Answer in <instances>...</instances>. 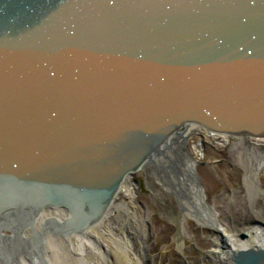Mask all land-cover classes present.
<instances>
[{
  "label": "water",
  "instance_id": "1",
  "mask_svg": "<svg viewBox=\"0 0 264 264\" xmlns=\"http://www.w3.org/2000/svg\"><path fill=\"white\" fill-rule=\"evenodd\" d=\"M189 123L264 136V0H0L2 244L85 235Z\"/></svg>",
  "mask_w": 264,
  "mask_h": 264
},
{
  "label": "rangeland",
  "instance_id": "2",
  "mask_svg": "<svg viewBox=\"0 0 264 264\" xmlns=\"http://www.w3.org/2000/svg\"><path fill=\"white\" fill-rule=\"evenodd\" d=\"M244 141L231 136L229 142L222 144L208 134L193 133L185 142L186 155L191 154L198 161L195 174L205 203L211 207L218 224L238 239L249 237L243 227L264 228V164L257 167L260 155L264 154V142ZM176 150L173 154L169 151L171 160L167 165L178 163ZM164 169L172 178V170ZM142 176L138 171L125 177L102 224L96 227L100 234L89 232V242L83 239L80 245L83 254L92 260L99 252L107 264H121L112 252L114 247L126 251L128 264H214L211 253L214 245L218 244L219 252L227 251L220 236L200 227L182 210L177 214L178 192L171 193L170 188L162 191L152 185L153 194L171 206L161 208L155 196L144 189ZM163 177L171 182L167 175ZM64 214L60 210L57 216L63 218ZM242 234L245 236L241 237Z\"/></svg>",
  "mask_w": 264,
  "mask_h": 264
},
{
  "label": "bare ground",
  "instance_id": "3",
  "mask_svg": "<svg viewBox=\"0 0 264 264\" xmlns=\"http://www.w3.org/2000/svg\"><path fill=\"white\" fill-rule=\"evenodd\" d=\"M201 128L202 127L196 124H189L187 126V129L189 130L200 129V134H208L214 139L219 140L222 144L229 142L231 136H233L222 132H208L207 130H201ZM175 137L176 145H174V150L179 149V147L185 145L184 139L182 138L181 134H177ZM242 139L246 140L248 144L249 142L252 144L264 142V136H259L255 139L253 137L251 138L244 136L242 137ZM165 148L167 149V145L165 146ZM162 150V154H164L165 149L163 148ZM169 150H166L167 155H170ZM162 154L160 155L163 156ZM157 157L159 156H156L154 158L157 159ZM180 160L181 161L179 162V168H176L172 164H169L167 166L170 170H172L171 175L173 177L171 178V176H169L171 182H167V185H164V188L166 190L170 188L172 190H169L171 193L173 192L176 194V192H178L179 197L177 199V205L180 208L178 209L177 214H181L179 211L182 210L187 218L194 220L200 227L215 232L224 241L227 251L219 252V246L217 243L214 245V250L211 251V253H214V264H236L233 261L232 254L233 252L236 253L239 250H264L263 227H243L242 229L249 237L246 239H238L236 234L228 233L225 227L218 224L215 214L212 212L211 207L205 203L204 197H202V191L196 183L195 179H197V177L195 174V160H191L186 155H182V158ZM258 164L259 165L257 167L264 164V154L260 155ZM146 171L148 172V170ZM249 178L250 175H247V180ZM57 213H59V211L56 209H45V211L41 212V214L38 213L39 215L35 217L31 226L35 231L36 240L28 239L30 236L31 228L24 229L19 225H14L13 229H15V231L16 229H22L17 237V239L20 240L15 241V239H10V241L3 244L0 242V264H107L106 260H104L99 252L97 253L96 257H92V260H90L89 258L91 257L84 255L82 252L84 249L80 247L84 238H86V242H89L87 235L89 232H92L94 234L96 233L98 235L100 234V232H98L99 230L96 227L99 224H102V221H100L96 225L94 224L91 228H89L86 231L85 235L68 236L63 238L53 237L44 233L42 234V227L40 223L45 217L50 215L57 216ZM4 234H10V232L5 231ZM15 236V233H13V237ZM104 239H107V237L105 236ZM179 242L180 243L178 244L177 248L180 249L182 247V243L181 241ZM112 248V252L114 253L115 258L120 260L121 264H128L126 259V251L122 249H115L114 247ZM72 249L77 250V252L71 253L70 250ZM10 251H12V253ZM89 260L91 262H89ZM261 264H264V260L261 262Z\"/></svg>",
  "mask_w": 264,
  "mask_h": 264
},
{
  "label": "flooded vegetation",
  "instance_id": "4",
  "mask_svg": "<svg viewBox=\"0 0 264 264\" xmlns=\"http://www.w3.org/2000/svg\"><path fill=\"white\" fill-rule=\"evenodd\" d=\"M246 142V141H244ZM176 143V137L173 136L168 142H167V149H165L164 152V156H168L166 154V150H173L174 145ZM187 143H185V145H183L182 147H180V149L176 152V158L178 163L175 164L176 168H179V162L181 161L180 159L182 158V155H184V153L187 152ZM170 151V150H169ZM167 164V163H165ZM164 163L162 158H155L152 163H149L148 165H146L143 170H141V172L143 173V176L141 178L142 184L144 186V189L149 191L152 195L153 194V190H152V185L158 186V188L162 191H166V189L164 188V185H167V182L163 175L166 177H169V175L167 174L168 172L166 171V169H164ZM148 170V172L146 171ZM155 196V195H154ZM153 196V197H154ZM154 199H156L158 201V204L160 205L161 208L164 209V206H167L168 208H171L170 204H166L163 200L157 198L156 196L154 197Z\"/></svg>",
  "mask_w": 264,
  "mask_h": 264
}]
</instances>
